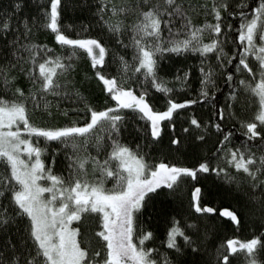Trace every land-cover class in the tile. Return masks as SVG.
<instances>
[{
    "label": "snow or ice",
    "instance_id": "1",
    "mask_svg": "<svg viewBox=\"0 0 264 264\" xmlns=\"http://www.w3.org/2000/svg\"><path fill=\"white\" fill-rule=\"evenodd\" d=\"M60 4L61 0H51L46 19L47 26L56 33V41L72 46L74 51L77 46L86 49L91 55L93 67L104 63L106 49L99 39L92 36L72 38L61 30L58 22ZM20 7L21 0H17L16 9ZM238 7L248 8L247 13L243 10L229 13L240 17V46L226 52L225 44L232 24L222 21V17L229 9V0H212L211 3L207 0L204 3L199 0H100L97 8L100 18L122 47L133 48L132 60L119 57V81L116 75L96 72L114 98L110 107L97 110L86 104V110L90 112V119L86 122L70 121L55 127L33 122L28 102L31 101L32 108H39L42 98L49 94L71 95L69 80H62L61 76L70 77L74 68L72 57L48 54V45L33 41L32 22L28 17L18 20L13 26V13L0 16V38L7 41L11 53L6 63H0V83L8 90L0 95V163L5 166L4 173L0 174V233L4 237L0 241V264H161L158 250L145 244L153 236L150 230L141 229L134 239L140 210L157 189L163 191L162 185L171 189L181 174L195 177L198 170L213 171L218 175L222 173L226 180L255 189L252 199L264 207V0H257L254 7L243 3ZM201 9L210 12L214 22L205 19L203 23H194L193 16ZM128 32L131 34L126 41L125 34ZM9 33H12L11 38ZM94 48H98V53L94 52ZM189 51L199 52L202 57L199 100L215 97L217 81L221 78L229 87L228 98L231 100L237 99V90L254 94V102L258 105L254 117L241 123L246 129V137L260 138L259 154L252 151L256 147L254 144L230 146L231 131H226L219 141L221 148L218 152L222 153V157L217 158L215 166L204 159L195 168L163 161L150 164L138 154V146L134 151L120 142L119 122L124 115L119 110L138 109L150 121L151 136L160 137L161 121L171 118L175 110L197 102L196 99L177 102L169 98L166 110H154L145 89L141 88L137 94L134 85L127 86L123 82L133 78L129 76L130 71L140 74L136 79L147 81L155 89L172 93L173 87L169 86L168 78L160 75L159 61L164 53ZM209 54L215 58V67L206 59ZM249 56L255 57V66L250 63ZM229 65H232L231 70ZM19 72H24L31 81L28 91L16 83ZM189 74L190 70H186L172 79L187 81ZM246 74L250 75L246 78ZM9 94L14 98L6 99ZM48 106L45 100L43 107L47 109ZM225 107L222 104L218 108L220 120L214 124L217 130L224 127ZM231 114L235 115L234 112ZM191 123L201 126L195 116ZM258 124L260 130H257ZM105 133L107 141H110V150L101 160L88 152L87 145L94 143L97 149L104 147ZM34 136L71 146L73 151L68 154L67 178L54 174L52 168L46 166L41 155L47 147L34 143ZM172 142L178 143L179 138ZM89 162L93 173L98 169L100 175H89ZM229 165L238 172L229 174ZM239 170H242L243 176L239 175ZM108 177H113L115 181L111 187L105 185ZM200 192V186H196L193 197L197 211H204L205 208L208 212L214 211L207 205L201 208ZM223 211L237 225L240 224L241 218L236 211ZM85 214H96L99 224L95 234L104 243L103 254L90 244L81 226H73V221L80 222ZM18 218L27 220V236L21 234L19 240L8 231ZM178 237L192 249L198 248L194 235H188L180 222L174 220L167 233V245L180 252ZM226 245L228 253L246 250L250 254L247 264H259L255 250L264 248L259 235L246 240L233 237L226 241ZM216 260L217 264L221 260L224 264H231L229 255L219 250ZM165 264L174 262L167 259Z\"/></svg>",
    "mask_w": 264,
    "mask_h": 264
},
{
    "label": "trees",
    "instance_id": "2",
    "mask_svg": "<svg viewBox=\"0 0 264 264\" xmlns=\"http://www.w3.org/2000/svg\"><path fill=\"white\" fill-rule=\"evenodd\" d=\"M195 2V0H194ZM204 3L205 0H199ZM211 3L212 0H207ZM257 0H229V9L225 11L222 21L232 24L228 30V40L225 44V51L231 52L240 46L238 39V29L240 24L239 15H230L233 10H243L246 13L248 8H239L243 3L254 7ZM100 0H61L59 6L60 17L59 24L61 30L72 38H84L92 36L100 40L105 46L106 52L103 56L104 63L93 67L91 55L86 49L77 48L75 51L72 46L61 45L55 39L56 33L46 24L48 13L50 12L51 0H21V7L16 9L17 0H0V16L5 13H13V26L18 20L22 21L24 17L32 22L31 39L39 44L49 46L48 54L63 55L72 57L74 68L70 77L61 76V79H68V91L70 96H55L49 94L42 98L41 107L32 108L29 101L30 118L40 126L55 127L63 126L70 121L77 123L86 122L90 119V112L86 110V104H90L97 110L104 107H110L114 103V98L110 96L104 83L96 75L100 71L106 75H116L120 80L121 65L119 57L124 56L126 60H132L133 48L122 47L116 40L97 12ZM205 19L214 18L210 12L203 9L193 16L194 23H203ZM22 27V25H21ZM131 33L125 34V40ZM12 33H9L11 38ZM208 36H205L207 39ZM257 42L259 38L257 37ZM43 55V50H41ZM11 58L7 41L0 38V63H6ZM201 54L199 52H167L162 55L159 61L160 75L168 78L169 86L173 87L172 93H167L155 89L150 83L140 77L138 73L129 71V78L123 82L127 86H135L134 90L139 94L141 88L148 92L149 102L154 110L163 111L168 106V99H176L180 102L183 99H196V103L186 105L181 109L174 111L171 118L161 121L162 130L160 137L151 136V124L148 119L142 116L138 109H122L124 119L119 122V136L121 143L127 144L138 154L143 155L150 164H159L161 161L168 164H177L185 167H198V164L204 159H208L215 166L218 157L222 153L218 152L221 148L219 141L223 139L226 131H231L230 146L242 147L244 144H254L253 152H258L260 138H250L244 135V129L241 121H250L258 107L254 102V94L238 91V97L235 100L228 98L229 87L225 84L223 78L217 81V94L215 97L201 101L198 98L200 92V81L202 75L199 71L201 67ZM207 61L216 66L215 58L209 54ZM250 63L255 66V57L249 56ZM232 69V65L228 66ZM186 70H190L187 81H176L173 77L182 75ZM15 71V70H14ZM250 74H246V78ZM16 83L28 91L31 81L24 72L17 73ZM180 83L186 86H177ZM8 90L3 88L0 83V95H4ZM79 94V98L77 97ZM251 97V98H250ZM6 99H13L10 94ZM48 102V108L43 107L44 101ZM57 102L59 106L57 107ZM226 105L225 117L223 119L224 127L220 130L215 129L214 124L220 120L218 108L220 105ZM235 113L232 115L231 113ZM51 113V114H49ZM65 113H67L65 115ZM195 116L200 121V127L191 123ZM211 122V123H209ZM174 126V127H173ZM187 129V131H185ZM105 146L97 149L94 143L87 145L88 152L93 156H99L101 160L105 159L107 151L110 150V141H107L105 133ZM179 138L178 143H173V139ZM199 137H203L200 139ZM114 138H117L114 136ZM34 143L39 146L47 147V151L42 153L41 158L45 160L46 166L51 167L54 174L68 177L70 160L68 154L73 151L70 145L62 146L59 142L45 140L43 137H33ZM56 149H60L56 151ZM54 158V163H53ZM224 166L223 164L221 165ZM4 164L0 163V174L4 173ZM229 174H236L233 166L229 165ZM100 175L99 170L90 166L89 175ZM239 175L243 176L242 170ZM113 177L105 180V185L111 187L114 183ZM51 183V181H47ZM196 186H200L199 203L201 208L205 205L214 209L208 212L197 211L195 208L196 200L193 192ZM157 189L156 194H151L146 205L140 210L138 216L134 239L138 237L141 229L150 230L153 236L145 241L148 247L158 250L161 264H165L167 259H171L174 264H217V250L222 254H228L231 264H247V258L250 254L246 250L238 249L237 253H228L226 251V241L233 237H239L241 240L250 239L253 235L261 236L264 242V207L257 200L252 199V193L245 184H238L226 180L224 175L213 171H197V175L192 177L189 174H181L173 188L169 189L162 185ZM259 195V193H256ZM45 195H48L47 193ZM224 209L236 211L240 216L241 222L237 225L231 217L224 214ZM174 220H178L188 235H194L198 241V248L192 249L185 244L182 238L178 237L181 245V251L177 252L167 245V233ZM99 221L96 214H85L80 222L73 221L74 226H81L82 232L87 233V237L92 246L99 249L103 254L104 243L95 234ZM27 220L17 219L16 224L8 229L13 237L21 239V234L27 236L25 231ZM3 234L0 233V241L3 240ZM30 244L31 241L29 240ZM256 259L259 264H264V248L255 250ZM219 264H224L221 260Z\"/></svg>",
    "mask_w": 264,
    "mask_h": 264
},
{
    "label": "rangeland",
    "instance_id": "3",
    "mask_svg": "<svg viewBox=\"0 0 264 264\" xmlns=\"http://www.w3.org/2000/svg\"><path fill=\"white\" fill-rule=\"evenodd\" d=\"M259 42H260V41H259ZM259 42H258V43H259ZM94 52H97V53H98V48H94ZM119 111H120V110H119ZM253 116H254V115H253ZM260 127H261V126L258 124V126H257V130H260ZM73 226H74V225H73Z\"/></svg>",
    "mask_w": 264,
    "mask_h": 264
}]
</instances>
